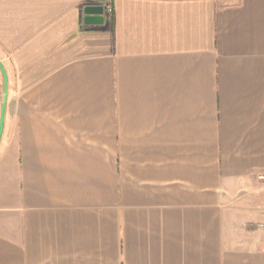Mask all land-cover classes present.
<instances>
[{
    "label": "crops",
    "instance_id": "obj_1",
    "mask_svg": "<svg viewBox=\"0 0 264 264\" xmlns=\"http://www.w3.org/2000/svg\"><path fill=\"white\" fill-rule=\"evenodd\" d=\"M0 65V264H264V0H0Z\"/></svg>",
    "mask_w": 264,
    "mask_h": 264
},
{
    "label": "rangeland",
    "instance_id": "obj_2",
    "mask_svg": "<svg viewBox=\"0 0 264 264\" xmlns=\"http://www.w3.org/2000/svg\"><path fill=\"white\" fill-rule=\"evenodd\" d=\"M3 97V95H2ZM261 186V190L258 194L256 195H260L259 198L256 199H250L247 201V205H245L243 208H239V209H233L231 211V216L233 217V219L231 221H233V225L234 228H238L239 229H246V230H259L264 232V196H262V194L264 193V185H260ZM246 211H248V213H246ZM249 217H253L251 218V221L248 222V225L246 227H236V225H238V223H241L240 221L242 220L244 222L245 218ZM235 218L240 220L238 223L235 222Z\"/></svg>",
    "mask_w": 264,
    "mask_h": 264
},
{
    "label": "water",
    "instance_id": "obj_3",
    "mask_svg": "<svg viewBox=\"0 0 264 264\" xmlns=\"http://www.w3.org/2000/svg\"><path fill=\"white\" fill-rule=\"evenodd\" d=\"M96 3L106 2L108 0H93ZM103 9L101 6H92L85 9L86 17L84 19L85 24L87 25H100L102 24L103 17H102ZM0 70L3 76V97L1 103V110H0V138L2 135L3 130V122H4V114H5V105H6V98H7V79L3 68L0 65Z\"/></svg>",
    "mask_w": 264,
    "mask_h": 264
}]
</instances>
